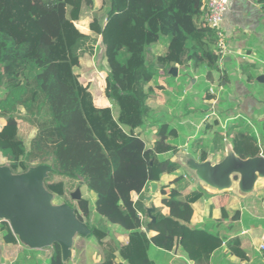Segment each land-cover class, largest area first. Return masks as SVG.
Here are the masks:
<instances>
[{"label":"trees","instance_id":"1","mask_svg":"<svg viewBox=\"0 0 264 264\" xmlns=\"http://www.w3.org/2000/svg\"><path fill=\"white\" fill-rule=\"evenodd\" d=\"M202 1L106 0L98 35L108 66L101 93L111 107H99L95 104L97 91L93 84L84 82L88 77L75 72L84 55L93 56L97 39L82 33L72 19L77 2L91 7L93 0H0V118L5 121L0 130V154L15 174L27 171L35 162H52L53 171L44 182L45 188L64 198L90 229L84 246L75 250L77 259L82 253L89 257L100 254L99 264H116L118 254L123 264H155L149 258L152 248L169 252L179 245L194 264H205L221 245L206 228L189 226L191 205L209 195L201 186L184 194L194 177L183 172L171 182L173 187L160 188L161 204L167 213L161 207L154 208L151 215L155 221L151 223L143 192L150 182L162 174L176 172L180 166L161 157L174 151L169 133L161 132L163 126L150 149L136 132L152 125L146 101L153 89L145 93L144 86L156 82L160 66L165 69L188 65L192 71L202 73L206 81H211V72L217 70L216 36L202 20ZM260 4L264 12V0ZM51 5L74 8L70 17L58 23L56 32L44 23ZM165 40L163 53L149 59L151 49ZM48 66L52 67L56 82L76 98L80 116L102 152L115 159L104 190L95 194L94 212L97 218L128 233L124 246L109 231L88 225V198L82 195L73 204L70 197L76 188L82 194L84 186L78 178L79 170L68 171L59 165L58 152L65 135L43 88L41 75ZM33 129L34 135L28 140ZM230 143L242 160L260 155L252 134H235ZM233 180L237 177L233 176ZM133 194L138 196L135 201ZM221 209L227 217L225 204ZM229 213L232 220L239 217L238 212ZM145 227L156 235L148 238ZM0 233L4 242L12 245L4 254L11 257L20 253L19 258L26 264L28 252L17 250L15 236L6 222L0 221ZM228 247L233 255L245 257L238 238L230 240ZM52 249L46 264H66L61 261L58 245H52Z\"/></svg>","mask_w":264,"mask_h":264},{"label":"crops","instance_id":"2","mask_svg":"<svg viewBox=\"0 0 264 264\" xmlns=\"http://www.w3.org/2000/svg\"><path fill=\"white\" fill-rule=\"evenodd\" d=\"M222 28L230 51L219 60L217 70L211 72V81H206L202 73L192 71L188 65H174L177 68L176 76L168 73L174 66L165 69L160 66L156 82L150 81L144 86L145 93L153 89L148 93L146 101L152 125L137 129L136 132L145 147L150 149L156 141L160 126H163L161 132L169 133V143L174 151L164 153L161 157L180 166L176 172L162 174L154 181L157 183L155 193H151L148 185L143 192L146 208L152 203L154 208L161 207L167 213L161 204L160 188L173 187L171 182L182 172L194 177L184 166L188 157L198 163L210 161L215 164L222 161L227 149H232L230 137L235 134H252L260 148V155L264 157V12L260 0H233L230 10L224 16ZM80 31L89 35L84 25ZM163 42L167 45L166 40ZM161 44L153 47L161 49L157 55L163 53L166 47ZM259 76H263L261 81L257 80ZM105 106L111 107L109 101L106 100L99 107ZM4 124L5 121L0 118V130ZM232 181L230 189L215 191L195 178L191 180L184 194L201 186L209 196L191 205L189 226L204 227L221 241V245L205 264H264V250L260 249L264 244V177L255 182L250 193L240 192L237 181L233 178ZM147 197H151L150 202L146 200ZM132 198L135 201L138 196L133 194ZM94 201L95 197L92 202L89 201V209ZM223 204L227 217L223 216ZM229 211L238 212L239 217L232 220ZM114 227V230L108 231L121 246L126 245L128 233L118 226ZM146 233L148 238L156 235L150 229ZM76 238L71 258L66 264H99L100 254L89 257L82 253L78 259L75 257V250L85 244V238ZM235 238L239 239L240 250L245 255L242 259L229 250L228 242ZM16 242L17 250L28 252L24 258L26 264H46L51 256L46 248L31 250L35 251L31 254L30 249L22 246L17 239ZM11 246L4 242L0 233V264H23L19 258L20 253L11 257L4 254ZM115 256L116 264L124 263L118 254ZM149 258L155 264H194L179 245H175L169 252L154 247L149 251Z\"/></svg>","mask_w":264,"mask_h":264},{"label":"water","instance_id":"3","mask_svg":"<svg viewBox=\"0 0 264 264\" xmlns=\"http://www.w3.org/2000/svg\"><path fill=\"white\" fill-rule=\"evenodd\" d=\"M168 73L176 76L177 68H170ZM262 79L263 76L257 78L258 81ZM184 166L196 180L215 191L230 189L232 178L236 176L239 191L250 193L255 182L264 177L263 156L242 160L231 148L227 149L225 158L218 163H198L188 157ZM51 172L46 164L29 167L27 171L17 174L12 173L9 166L0 165V221L7 222L13 236L25 248L40 250L58 245L61 261L66 263L71 258L75 238L87 237L90 229L78 219L73 208L65 203H52L54 194L44 186ZM149 187L151 193H155L157 183L150 182ZM70 197L78 201L79 188ZM146 200L150 202L151 197ZM153 209L152 203L146 209L151 223L155 221L151 215Z\"/></svg>","mask_w":264,"mask_h":264},{"label":"rangeland","instance_id":"4","mask_svg":"<svg viewBox=\"0 0 264 264\" xmlns=\"http://www.w3.org/2000/svg\"><path fill=\"white\" fill-rule=\"evenodd\" d=\"M106 0H93V5L87 7L83 3H76L75 18L72 17L76 26L81 30L82 25L87 28L89 36L97 39V45L93 56L84 55L75 69L78 76L88 77L84 82L88 81L93 84L95 92L97 91L95 104L101 106L106 103L102 95L103 80L108 72V66L104 58L102 46L99 45V29L102 26L104 18ZM51 11L44 19L45 26H49L53 32H56L55 28L63 18L70 17L72 9L70 5H51L49 10ZM92 27H89V25ZM47 28V27H46ZM162 47L166 45L162 42ZM160 48L151 49L149 52V59H153ZM43 81V88L47 92L52 108L55 115L62 124V130L65 135V140L61 145L58 152V160L60 167L68 171L79 170V181L84 188L82 194L90 202L95 197L97 192H102L106 184V176L114 167L115 159L113 156L104 154L99 144L93 139L91 133L87 129L84 120L80 116L76 98L73 94L58 84L54 79V72L52 67L48 66L41 75ZM34 129L30 133L28 140L34 135ZM35 162L32 166L39 165ZM52 169V162L47 161L44 163ZM0 165L8 166V161L0 154ZM85 179V184L84 180ZM52 203L54 205L67 204L64 198L53 197ZM73 204L75 201L73 200ZM94 204H90L89 217L86 219L88 225H94L102 230L112 231L114 225L106 222L102 218H97L94 212ZM4 222V221H3ZM7 223V222H6ZM77 238H75L76 240ZM47 252L51 255L53 252L52 247L46 248Z\"/></svg>","mask_w":264,"mask_h":264},{"label":"built area","instance_id":"5","mask_svg":"<svg viewBox=\"0 0 264 264\" xmlns=\"http://www.w3.org/2000/svg\"><path fill=\"white\" fill-rule=\"evenodd\" d=\"M233 0H203L200 7L201 17L206 26L215 32V50L221 61L230 51L226 45L225 34L222 28L224 16L230 10ZM213 94V91L210 90ZM264 250V244L260 246Z\"/></svg>","mask_w":264,"mask_h":264}]
</instances>
